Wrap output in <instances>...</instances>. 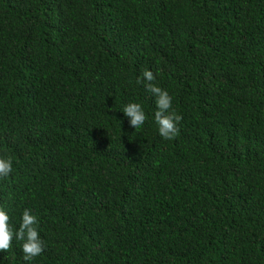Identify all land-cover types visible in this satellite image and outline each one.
<instances>
[{"label":"trees","instance_id":"16d2710c","mask_svg":"<svg viewBox=\"0 0 264 264\" xmlns=\"http://www.w3.org/2000/svg\"><path fill=\"white\" fill-rule=\"evenodd\" d=\"M0 156V264H264V0H0Z\"/></svg>","mask_w":264,"mask_h":264},{"label":"clouds","instance_id":"9594fccd","mask_svg":"<svg viewBox=\"0 0 264 264\" xmlns=\"http://www.w3.org/2000/svg\"><path fill=\"white\" fill-rule=\"evenodd\" d=\"M155 76L151 70H145L141 76L137 77L136 83L143 84L146 91L155 97L156 111L154 120L158 126L159 135L165 140H172L179 133V123L183 117L172 110V96L164 89L157 86ZM123 113L129 118V125L140 128L147 116L139 103H129ZM13 172V161L10 157L0 156V180L7 179ZM38 218L31 210L24 209L21 223L18 229L14 230L10 224V216L7 211L0 207V252H7L13 240L22 241L23 260L31 262L45 251V242L41 239L38 231Z\"/></svg>","mask_w":264,"mask_h":264}]
</instances>
